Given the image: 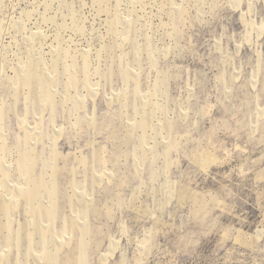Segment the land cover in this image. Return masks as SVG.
<instances>
[{
  "label": "rangeland",
  "instance_id": "1",
  "mask_svg": "<svg viewBox=\"0 0 264 264\" xmlns=\"http://www.w3.org/2000/svg\"><path fill=\"white\" fill-rule=\"evenodd\" d=\"M40 177L6 264H264V0H0V190Z\"/></svg>",
  "mask_w": 264,
  "mask_h": 264
},
{
  "label": "bare ground",
  "instance_id": "2",
  "mask_svg": "<svg viewBox=\"0 0 264 264\" xmlns=\"http://www.w3.org/2000/svg\"><path fill=\"white\" fill-rule=\"evenodd\" d=\"M120 4V3H119ZM28 14V13H27ZM78 14V13H77ZM74 15V14H73ZM43 16V15H42ZM76 16V15H75ZM73 17V16H72ZM77 20V19H76ZM116 20V19H115ZM118 20V19H117ZM50 22V21H49ZM51 23H53V22H51ZM112 23V22H111ZM116 26V25H115ZM22 28V27H21ZM51 28V27H50ZM77 28H78V26H77ZM38 31V30H37ZM39 36V35H38ZM37 36V37H38ZM41 36V35H40ZM35 37V36H34ZM60 39V38H59ZM32 41H34L33 39H32ZM59 41V40H58ZM57 41V42H58ZM32 47V46H31ZM36 50V49H35ZM34 52V51H33ZM39 53V52H38ZM60 55V54H59ZM33 56V55H32ZM86 56V55H85ZM90 56V55H89ZM59 59V58H58ZM56 63V62H55ZM54 63V64H55ZM35 65V64H34ZM22 66V65H21ZM26 66H28L29 68H27L26 69V67H24L25 68V70H23L22 71V74H23V80H19V81H21L20 83H21V85H27V87L29 86H31V84L32 83H34L35 84V86L33 85L32 86V91H31V94L33 95L32 97L33 98H35V91L37 90V88L39 89L40 88V86H41V84L39 85V82L41 81H46V78L44 77V74H45V72H44V74L42 75V72L40 71V69H41V67L39 68V66H38V68H36V67H34V66H32V65H27L26 64ZM44 67H42V69H43ZM55 69H57V68H55ZM54 69V67H53V69H51V74H52V72L53 73H55V71H52V70H55ZM45 71V70H44ZM58 71V70H57ZM21 72V71H20ZM48 73V72H47ZM18 76H20V75H18ZM46 76V75H45ZM17 77V76H16ZM48 77V76H47ZM20 78V77H19ZM18 78V79H19ZM70 78V77H69ZM83 81V80H82ZM51 82V81H50ZM72 84V83H71ZM49 86V92L51 93V86L52 85H48ZM42 87V86H41ZM43 88V87H42ZM41 89V88H40ZM44 90V89H43ZM39 94L40 92H36V94ZM72 93V92H71ZM41 94V93H40ZM41 97V96H40ZM49 97V96H48ZM40 99V98H39ZM45 101V100H44ZM65 105V104H64ZM83 108V107H82ZM261 115V114H260ZM103 123H105V122H103ZM146 126V125H145ZM148 127V126H147ZM132 129V128H131ZM130 132H132L131 130H129ZM32 136V135H31ZM58 138V137H57ZM2 139V138H1ZM40 141V140H39ZM144 141V140H143ZM143 147V146H142ZM169 149V148H168ZM171 149V148H170ZM178 149V148H177ZM168 151V150H167ZM166 151V152H167ZM56 153V152H55ZM58 154V153H57ZM33 156V155H32ZM58 157H61L60 156V154H58L57 155ZM6 157V156H5ZM5 157H3V158H1L2 159V161L3 160H5ZM36 158V157H35ZM62 159H63V157H61ZM98 159H100L99 161H101V156L100 155H98ZM6 160H7V157H6ZM28 161L29 160H27V159H24V160H22V162H23V165H26V163H28ZM65 161V160H64ZM80 161V160H79ZM68 162V161H67ZM6 163H7V161H6ZM82 163H83V158H82ZM80 164H81V162H80ZM85 164V163H84ZM83 164V165H84ZM28 165V164H27ZM1 166H2V168H3V170H2V173H1V176H2V181H7V179L10 177V174H11V172L10 173H7L6 171H5V169L6 168H4L5 166H4V164L3 163H1ZM32 167H33V172H35V168L37 167V163H35V164H32ZM66 167V162H65V164L62 166V167H60L58 164L56 165V171L57 172H59L60 171V169H64ZM13 168V167H12ZM24 169V167H21V165L19 166V167H17L16 168V173H20L21 172V170H23ZM75 172V171H74ZM29 175V174H28ZM12 176V175H11ZM10 179V178H9ZM25 180V185L24 186H22L20 189H18L17 187L16 188H9V187H7V188H4V187H2L1 189L2 190H0V242L1 241H3V240H5V241H7V243H8V245H11V246H13L12 244H13V242L14 241H16V243H17V245L18 246H21V242L19 241V240H17V239H15V237H14V233H13V231H12V225H11V223H12V221H11V218H9V216L7 215V213H8V211H14L15 209V207H16V205H17V202H19L21 199L22 200H24V202L26 203V205H27V207L29 208V213L32 215L31 217L32 218H34L33 216L35 215L36 217H37V215L38 214H40V218L41 219H39L38 217H37V221H39V220H41L42 222H43V213L44 212H50V211H52V213H53V215L55 216V217H57L58 216V214H59V211H60V209H59V206H58V204L55 202V197L57 196V194H54V193H50V200H48L49 201V204H51V207L49 208V210H45L44 208H43V206H42V204L43 203H41L42 202V200H43V197H42V195H41V189H42V187H44V184L46 183H44V179L43 178H39V179H37L38 180V182H37V188L38 189H36V191L34 190L33 191V189H31V180L29 179V178H26V179H24ZM123 184H125L124 182H123ZM98 185H100L99 183H98ZM122 186V185H121ZM45 189H48V188H45ZM45 192H46V190H44ZM86 197V196H85ZM78 198V197H77ZM84 199H86V198H84ZM175 199V198H174ZM82 200V199H81ZM79 201V202H82V201ZM44 202V201H43ZM40 204V206L39 207H41L40 208V210H38V208H36L37 206H38V204ZM45 203V202H44ZM84 203V202H83ZM168 204V203H167ZM80 205V204H79ZM49 206V205H48ZM26 207V206H25ZM89 207V206H88ZM47 208V207H46ZM14 209V210H13ZM17 210V209H16ZM63 212V211H62ZM28 213V214H29ZM109 213H111V209H109ZM4 215V216H3ZM110 215V214H109ZM2 216H3V218L6 216L8 219H6V217H5V219L7 220L6 222L5 221H3L4 219L2 218ZM30 217V216H29ZM31 218V219H32ZM35 219V218H34ZM28 221V220H27ZM36 220H34V222H37ZM42 222H41V224H42ZM29 223V222H28ZM44 223V222H43ZM54 223V222H53ZM86 223H88V221L86 222ZM37 224H39L38 222H37ZM36 224V225H37ZM74 224V223H73ZM76 224V223H75ZM79 224V223H78ZM35 224H34V226H36ZM80 226V225H79ZM24 227H26V224H25V226ZM23 227V228H24ZM37 227V226H36ZM53 227V226H52ZM38 228V227H37ZM81 228V227H80ZM38 229H40V228H38ZM83 229V231L85 230L84 228H82ZM87 229V228H86ZM23 230V232L24 231H26L27 230V227L26 228H24V229H22ZM29 230V229H28ZM30 232V231H29ZM34 232V231H33ZM86 233V232H85ZM21 234H23V233H21ZM48 234V233H47ZM47 236V235H46ZM45 236V237H46ZM57 243V242H56ZM58 245V244H57ZM68 245V243L66 242V241H64L63 242V244H62V246H58L59 248V250L60 251H62L65 247H68L67 246ZM6 246H7V244H6ZM18 248V247H17ZM44 250V249H43ZM0 252H1V257H0V264H6V261L5 260H7L8 258H7V256H8V253H5V247H0ZM60 253V252H59ZM43 254H45L44 255V257L43 258H41V260L40 261H42L43 263H36V264H48V262H49V258H48V254H49V251L47 250V251H45V253H43ZM114 255V254H113ZM10 256V255H9ZM7 258V259H6ZM10 259V258H9ZM8 259V260H9ZM78 260H79V257H78ZM36 262H37V260H35ZM80 261V260H79ZM106 263V262H105Z\"/></svg>",
  "mask_w": 264,
  "mask_h": 264
}]
</instances>
